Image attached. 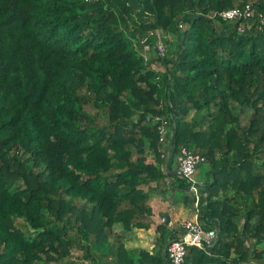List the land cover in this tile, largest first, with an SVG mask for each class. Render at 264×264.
Returning <instances> with one entry per match:
<instances>
[{"label": "trees", "instance_id": "1", "mask_svg": "<svg viewBox=\"0 0 264 264\" xmlns=\"http://www.w3.org/2000/svg\"><path fill=\"white\" fill-rule=\"evenodd\" d=\"M250 2L264 15V0H0V264H169L179 231L158 227L151 255L114 227L149 230L182 148L207 159L193 204L217 234L185 264H264V28L218 16Z\"/></svg>", "mask_w": 264, "mask_h": 264}, {"label": "built area", "instance_id": "2", "mask_svg": "<svg viewBox=\"0 0 264 264\" xmlns=\"http://www.w3.org/2000/svg\"><path fill=\"white\" fill-rule=\"evenodd\" d=\"M218 16L230 22L239 21L238 32L240 34L246 33L247 30L255 29L261 31L264 28V15L256 11L254 2H250L244 7L222 11ZM154 49L161 57H166L167 48L161 41L155 43ZM145 51L150 52L151 46L146 45ZM153 124L157 125L160 142L167 143L168 123L162 118L157 117ZM166 152H163L164 158H167ZM176 164L178 177L187 183L190 194L197 195L201 189V184L196 180V175L199 168L207 164V159L187 148H182L176 157ZM163 222H165L164 219ZM180 230L181 234L177 239L169 240L167 248L169 264H185L189 247H197L198 249L206 251L212 248L217 240L216 232L204 230L198 220L189 219L183 221L180 225Z\"/></svg>", "mask_w": 264, "mask_h": 264}, {"label": "crops", "instance_id": "3", "mask_svg": "<svg viewBox=\"0 0 264 264\" xmlns=\"http://www.w3.org/2000/svg\"><path fill=\"white\" fill-rule=\"evenodd\" d=\"M169 169L174 171L175 177L166 176L157 189H154L155 183H153L150 190L149 206L152 216L148 220L149 230L134 228L130 233L125 232V249L128 252L143 250L152 255L159 250L162 242L159 240L161 232L157 231L158 227H162L169 234L173 230L179 231L178 236H180V225L183 221L198 219L193 197L182 189L184 181L178 177L173 162ZM199 181L206 185L207 179L205 181L199 179Z\"/></svg>", "mask_w": 264, "mask_h": 264}, {"label": "rangeland", "instance_id": "4", "mask_svg": "<svg viewBox=\"0 0 264 264\" xmlns=\"http://www.w3.org/2000/svg\"><path fill=\"white\" fill-rule=\"evenodd\" d=\"M186 27L187 26H182V28H183L182 30H184ZM150 35H151V38L154 39L155 43H158L161 41L167 48L166 56H171L172 48H171V45L168 43V41H169L168 39L171 40V38H169V36L167 37L165 35V33L161 32V31H157L156 33H152ZM154 69L157 71L159 68H157V66H154ZM90 112H91V110H90ZM90 114H91V117L95 120L96 126H99V127L103 126V124L105 122L104 120H106V115L102 109H98V108L94 109V110H92V112ZM243 123H247V121L245 119H243ZM166 156H167V158L170 156L169 152H166ZM167 163H168V161L166 160L165 164H167ZM163 167H165V166H163ZM176 167H177V164H176V158H175L173 160V168L176 169ZM165 169H166V167H165ZM199 171H200V173H199ZM208 171H209V167L207 164L201 166L198 170V173H197V175L198 174L199 175L198 176L196 175V180L199 181V179H201V180L203 179L205 181L208 178V174H207ZM170 177H175V175H171ZM184 183L187 185V183L185 181H184ZM199 183L201 184L200 185L201 189H200V191H198L197 195L190 194L193 197V200H199L200 201L202 197H205V183L202 181H199ZM177 227H178V225H177ZM114 232L118 233L122 237V240L125 244V231H124L123 227L120 224H116L114 227ZM111 241L114 244L113 239H111ZM262 248H264V246ZM51 264H57V263H51ZM100 264H110V263L107 261L105 263V261H104L103 263H100Z\"/></svg>", "mask_w": 264, "mask_h": 264}, {"label": "water", "instance_id": "5", "mask_svg": "<svg viewBox=\"0 0 264 264\" xmlns=\"http://www.w3.org/2000/svg\"><path fill=\"white\" fill-rule=\"evenodd\" d=\"M168 245H169V240L166 242V244H165V249H167L168 248Z\"/></svg>", "mask_w": 264, "mask_h": 264}]
</instances>
